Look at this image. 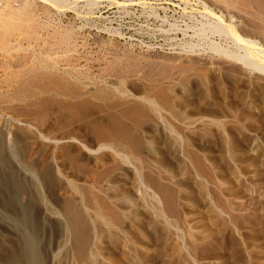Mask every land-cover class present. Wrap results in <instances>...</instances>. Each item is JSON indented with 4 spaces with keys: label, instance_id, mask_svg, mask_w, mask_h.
Instances as JSON below:
<instances>
[{
    "label": "rangeland",
    "instance_id": "rangeland-1",
    "mask_svg": "<svg viewBox=\"0 0 264 264\" xmlns=\"http://www.w3.org/2000/svg\"><path fill=\"white\" fill-rule=\"evenodd\" d=\"M191 1L76 0L93 11L84 18L35 0L22 6L31 17L0 24L2 50L25 36L22 49H0V92L26 75L31 45L48 61L32 96L0 101L13 137L0 264H25L23 210L40 264H264L249 207L264 195V73L181 48L196 38L180 28L201 19ZM203 1L264 43V0Z\"/></svg>",
    "mask_w": 264,
    "mask_h": 264
},
{
    "label": "bare ground",
    "instance_id": "bare-ground-1",
    "mask_svg": "<svg viewBox=\"0 0 264 264\" xmlns=\"http://www.w3.org/2000/svg\"><path fill=\"white\" fill-rule=\"evenodd\" d=\"M30 1L32 2H34L35 0H2L1 2H3V3H1L0 2V24L1 23H4L5 25V27L4 28H8L9 27V25L12 23V19L13 18H15V17H18L19 19H21V15H20V13H22V10H23V7H24V10H25V8L28 10V6H26L25 7V4L24 3H27V5H28V3H30ZM41 1H44V2H46V4H48L49 6H53V7H55L56 9H58V10H60V11H62L61 9H65L66 7H68V5H70L71 7H72V9L73 8H75L76 9V11L75 12H77V16L79 15H81V16H83L84 18L86 17V16H88V15H91L92 14V12L93 11H91L89 8L88 9H86L89 5L91 6V4H89V2H91V0H89V2H87L88 0H85L86 2H87V7L85 8V10H82L81 12H80V10L78 11V9H77V5L74 3L76 0H41ZM109 1V0H108ZM189 1H191V0H184V2L186 3V2H188V3H190ZM193 1H195L196 3H199L200 5H201V10H199L198 8H197V11L199 12L198 14H200V16H201V19H199L198 20V22H197V25H194V26H186L185 28H184V26L182 27L183 29H181L180 28V30H181V33H183V35H185V31L187 30V29H192V31H193V33H192V36L193 37H195L196 38V41L193 43V42H190V41H187L186 42V40L185 41H182L181 42V44H182V47L181 48H183L184 50H187V51H190V52H193V51H195V48L197 47H200V49H202V50H204L205 52H206V54H213V53H216L217 55H219L220 57L222 56V57H225L226 59H228L230 62H237V63H239L240 65H242V67H245V68H247V69H249V70H253V68L254 67H258V69H260L263 73H264V43L262 42V39L261 40H259V38H254V36H252L251 37V35L249 36H247V35H245V33H243L241 30H240V27H238V25L234 22V20L232 19V17L231 18H229L228 16L226 17L224 14H222V13H218V12H216L214 9H213V7H211L210 5H208L205 1H203V0H193ZM193 1H191V2H193ZM38 2H40V1H38ZM38 2H35V3H38ZM44 2H43V4H44ZM92 2H93V0H92ZM97 2V1H96ZM111 2V1H110ZM256 2V1H255ZM23 3V4H22ZM99 3V2H98ZM184 3V4H185ZM31 4V3H30ZM34 4V3H33ZM41 4H42V2H41ZM43 4H42V6H43ZM94 4V3H93ZM118 4V3H117ZM120 4V3H119ZM118 4V5H119ZM194 4V3H193ZM35 5V4H34ZM98 6L97 4H94L93 6ZM116 5V4H115ZM185 5H187V4H185ZM198 5V4H197ZM228 5V4H227ZM23 6V7H22ZM35 6H37V5H35ZM41 6V5H40ZM41 6V7H42ZM45 6V5H44ZM188 6V5H187ZM229 6V5H228ZM231 6V5H230ZM29 7H30V5H29ZM46 7V6H45ZM82 7H84V6H82ZM161 7V6H160ZM191 7V6H190ZM199 7V6H198ZM37 8V7H36ZM36 8H34V9H36ZM47 8H48V6H47ZM194 8V7H193ZM37 9H39V8H37ZM44 11H46L47 12V10H46V8H42ZM41 9V10H42ZM52 9V8H51ZM74 9V10H75ZM185 9V8H184ZM183 9V10H184ZM191 9H192V7H191ZM40 10V9H39ZM50 10V9H49ZM182 10V11H183ZM186 10V9H185ZM185 10H184V12H185ZM195 10H196V8H195ZM195 10H194V12H195ZM218 10V9H217ZM29 11L30 10H28L27 12L29 13ZM38 11V10H37ZM51 11V10H50ZM56 11V10H55ZM95 11V10H94ZM191 11V10H190ZM196 11V12H197ZM32 12H33V10H32ZM49 12V11H48ZM54 12V11H53ZM25 12L23 11V13L22 14H24ZM35 12H33V14H34ZM39 13V12H38ZM41 13V12H40ZM42 13H45V12H43L42 11ZM50 13V12H49ZM48 13V14H49ZM26 14V13H25ZM24 14V16H27V15H30V14H26L25 15ZM46 14V13H45ZM192 14V13H191ZM190 14V15H191ZM197 14V15H198ZM227 14V13H226ZM44 15V14H43ZM38 16H39V14H38ZM104 16V15H103ZM231 16V15H230ZM28 17H31V16H27V18ZM34 17H36L35 16V14H34ZM108 17V16H107ZM37 18V17H36ZM16 19V18H15ZM33 20V19H32ZM47 20V19H46ZM17 22V21H16ZM19 23H21V22H19ZM18 23V24H19ZM185 24V23H184ZM188 25V24H187ZM3 26V25H2ZM11 26V25H10ZM170 26V29H171V25H169ZM172 27L173 28H179L180 26H178V27H176V25L175 24H173L172 25ZM4 28H2V29H4ZM6 28V29H7ZM35 28V27H34ZM259 28V27H258ZM1 29V28H0ZM6 29H4V32H5V30ZM103 29V28H102ZM110 29V28H109ZM264 29V28H263ZM8 30V29H7ZM9 30H10V28H9ZM104 30L106 31V30H108V29H106V28H104ZM111 30V29H110ZM33 31V30H32ZM55 31V30H54ZM53 31V32H54ZM65 31V30H64ZM176 31H178V30H176ZM248 31V30H247ZM1 32H2V30H1ZM0 32V33H1ZM52 32V33H53ZM108 32V31H107ZM112 32V31H111ZM16 33V32H15ZM64 33V32H63ZM113 33V32H112ZM115 33V32H114ZM119 34V32H117L116 31V34ZM252 33V32H251ZM2 34L3 33H1V37H2ZM17 34V33H16ZM21 34V33H20ZM28 34V33H27ZM69 34V33H68ZM187 34V33H186ZM248 34V33H247ZM15 35V34H14ZM190 35V34H189ZM254 35V34H253ZM18 36H19V34H18ZM9 37H10V35H9ZM35 37V38H34ZM34 37H33V35H32V38H34V40H35V42H34V40H32V43L31 44H35L36 43V37L37 36H35L34 35ZM183 37V36H182ZM261 37V36H260ZM23 38H25V36L24 37H17V39H16V42H14V43H10V42H8L7 41V39H6V43H5V45H8L9 46V43L12 45H14V48L15 49H22L23 48V46H22V41L24 40ZM28 38H30V37H28ZM27 38V39H28ZM39 39H40V37H38ZM23 39V40H22ZM9 40V39H8ZM18 40V41H17ZM192 40V39H191ZM38 41V40H37ZM57 41V40H56ZM179 41H181V40H179ZM29 42V41H28ZM53 43V42H52ZM57 43V42H56ZM26 44H28V43H26ZM30 44V45H31ZM38 44V43H37ZM168 44V43H167ZM43 45H44V43H43ZM42 45V46H43ZM175 44H173V46H174ZM8 46H7V48H8ZM36 46L37 45H34V46H30L28 49H30L31 50V56L29 57L30 58V60H29V64H27V65H29V68L27 67V68H25V70L26 69H29L28 71H27V73H26V75L25 74H21V75H24L23 76V78L21 79V77H20V75L18 74V71H17V74L19 75L18 76V78H20V79H17V80H15L16 78L14 77V76H12L13 78L12 79H10L9 77V80L8 81H6L7 83V85L5 84V83H3V84H5V86H7L6 88H5V90L3 91V90H1L2 92H0V101H1V104H2V102H3V104H6L7 105V108L9 107L8 106V102H11V101H21L20 99H24L23 97L24 96H26V94H30L31 92L34 94V92H36L38 89H37V85H38V81H40L39 80V75H40V71H39V66L40 65H42L43 67H44V65H43V58L45 57V56H43L42 57V55L38 52V50L36 49ZM181 46V45H180ZM43 47H45V46H43ZM171 47V46H170ZM7 48H3V50H5V52L6 51H10V50H7ZM13 48V49H14ZM39 48V47H38ZM1 49V48H0ZM12 49V50H13ZM14 49V50H15ZM25 49H27L26 47H25ZM2 50V49H1ZM2 50V51H3ZM20 51V50H19ZM30 53V52H29ZM6 56V55H5ZM17 56H20V57H23V56H21V55H17ZM27 56V55H26ZM26 56H25V58H26ZM53 56V55H52ZM19 57V58H20ZM15 58H17L18 59V57H15ZM49 58V57H48ZM8 59V58H7ZM214 59V58H213ZM223 59V58H222ZM16 60V59H15ZM24 60V58H21L20 60H18L17 61V63H18V65L20 66L21 65V67H23L24 65H22L23 64V62L24 63H27L28 62V60L27 61H23ZM45 60H46V58H45ZM44 60V61H45ZM224 60V59H223ZM6 61H8V60H6ZM6 61H4V62H6ZM13 61V60H12ZM11 61V62H12ZM47 61V60H46ZM10 62V61H9ZM16 62V61H15ZM52 62V61H51ZM222 62V61H221ZM229 62V63H230ZM2 63V62H1ZM13 63V62H12ZM47 63H48V61H47ZM7 64H9V63H7ZM13 64H15V63H13ZM52 64V63H51ZM54 64V63H53ZM48 65V67L50 66H52V68H53V66L54 65ZM3 65V64H2ZM42 66H40V67H42ZM47 66V65H46ZM55 66H56V63H55ZM8 68H10V67H8ZM8 68H6V71L8 70ZM19 68V67H18ZM47 68V67H46ZM244 68V69H245ZM4 69H5V67H4ZM4 69H2L1 68V70L2 71H4ZM41 69V68H40ZM50 69V68H49ZM119 69V68H118ZM255 69V68H254ZM16 70H20V69H16ZM21 70H23V68L21 69ZM25 70H23L24 72H25ZM43 70H44V68H43ZM46 70V69H45ZM53 70V69H52ZM55 70V69H54ZM57 70V69H56ZM73 70V69H72ZM9 71V70H8ZM10 71H14V70H10ZM23 71H21V72H23ZM67 71V70H66ZM65 71V72H66ZM12 72L10 73L9 72V74L8 75H11L12 74ZM20 72V71H19ZM20 72V73H21ZM30 72V73H29ZM78 72H80V71H78ZM77 72V73H78ZM77 73H75V74H77ZM112 73V72H111ZM110 73V74H111ZM28 74V75H27ZM61 74V73H60ZM68 74V73H67ZM71 74H72V72H71ZM74 74V73H73ZM73 74H72V76H73ZM79 75H82V72L81 73H78ZM83 74H84V76H86L85 75V73L83 72ZM124 74V73H123ZM5 75H6V73L4 74V77H5ZM8 75H6V76H8ZM13 75V74H12ZM52 75V74H51ZM120 75V74H119ZM15 76H16V73H15ZM62 76V75H61ZM83 76V75H82ZM82 76H78V77H81L82 78ZM118 76V75H117ZM122 76H124V75H122ZM68 77H69V74H68ZM71 77V76H70ZM73 77H75V76H73ZM71 78V79H74V78ZM77 77V78H78ZM76 78V77H75ZM124 78V77H123ZM3 79V78H2ZM1 80V79H0ZM4 80H7V77H6V79L4 78ZM77 80V79H76ZM122 80V79H121ZM122 84H124L125 82L122 80V81H120ZM85 83V82H84ZM2 83H1V81H0V85H1ZM125 84H127V83H125ZM5 86H2V87H5ZM120 86V85H119ZM139 86V85H138ZM1 87V86H0ZM49 87V86H48ZM114 87V86H113ZM125 87H126V85H125ZM127 88V87H126ZM130 88H131V86H130ZM133 88V87H132ZM118 89V88H117ZM122 90H124V89H122ZM136 90V89H135ZM118 91V90H117ZM121 91V88H120V90H119V92ZM126 90H124L123 92H125ZM39 93H40V91H38ZM122 91H121V93H123ZM148 92V91H147ZM153 92V91H152ZM110 93V92H109ZM33 94H30V96H32ZM108 94V93H107ZM102 95V94H101ZM28 96V95H27ZM29 96V97H30ZM35 96H36V94H35ZM146 96V95H145ZM142 97V96H141ZM26 98V97H25ZM43 98V97H42ZM143 99H144V97H142ZM147 98V97H146ZM147 100L148 99H146V102H147ZM151 100V99H150ZM13 101V102H14ZM118 101V100H117ZM150 102L151 101H149L148 100V104H150ZM152 102H154V101H152ZM8 103V104H7ZM155 103V102H154ZM153 103V104H154ZM143 104V103H142ZM205 104V103H204ZM207 104V103H206ZM209 104V103H208ZM6 105H4V106H6ZM19 105V104H18ZM146 105V104H145ZM152 105V104H151ZM3 105H1V109H0V189H1V187H3L4 188V185H5V181H6V179H4V174H5V171H4V167L5 166H3L2 167V165H4V163H5V161H6V147L8 146V144L9 143H12V142H10L11 140L13 141V137H11L10 135H9V133H10V131H9V133L7 132V127L5 128V126L6 125H4L6 122H4V121H6L9 117L7 116L6 117V115H4L5 113H3V111L2 110H4V109H6L4 106L2 107ZM147 106H149V105H146V107ZM2 108H4V109H2ZM13 108V107H12ZM149 108V107H148ZM153 109V108H152ZM151 109V110H152ZM207 109V108H206ZM209 109H211V110H209L210 112L212 111V109L213 108H209ZM9 110V109H8ZM215 110V109H214ZM15 111V110H14ZM205 111V110H204ZM7 118V119H6ZM4 119H6V120H4ZM14 120V119H13ZM14 121H18L17 119L16 120H14ZM20 122V121H19ZM19 122H18V124H19ZM7 123H8V121H7ZM8 125V124H7ZM7 129V130H6ZM172 131H174V129H172ZM17 136V135H16ZM11 137V138H10ZM16 139V138H15ZM15 139H14V141H15ZM263 171V170H262ZM4 176V177H3ZM8 176V175H7ZM1 179H3V181H1ZM3 185V186H2ZM5 189H6V186H5ZM5 193V192H4ZM247 193V192H246ZM258 200L256 199V201H257V203H259L260 205L262 204V201H261V199H263L264 198V195L262 196V193H259V195H258ZM1 200H3V194L0 192V201ZM264 204V203H263ZM262 204V206H257V205H254V202H250V208L252 207L254 210V212L259 216L258 218L259 219H262V221H260V226H259V229H258V236H260V239L261 238H264V205ZM6 206V205H5ZM249 208V209H250ZM258 208H260V209H258ZM6 212V211H5ZM50 213H53V211H50ZM49 212H48V214L49 215H51ZM13 214V213H12ZM27 214H26V211L25 210H23V211H21V213H20V215L16 218V221L20 224V225H22L23 226V228L25 229V231H26V234H25V241H24V244L22 245L23 247H21L22 248V252L21 253H23L22 255L23 256H21V257H19V256H17V260H20L21 259V261H23L25 264H40L39 263V261L40 260H38L39 259V256H38V253H37V250H36V245H37V232L35 231V230H32V228H34V227H32V225H31V221L29 220V217H27L26 216ZM246 217V216H245ZM255 218V217H254ZM251 222L253 223V221L251 220ZM251 223V224H252ZM255 224H257V223H255ZM255 224H252V225H255ZM258 224V225H259ZM35 229V228H34ZM36 232V233H35ZM24 235V234H23ZM23 238V237H22ZM260 247V246H259ZM253 255V254H252ZM19 257V258H18ZM13 258V257H12ZM16 261V260H15ZM14 263V262H13ZM15 264V263H14ZM21 264V263H20Z\"/></svg>",
    "mask_w": 264,
    "mask_h": 264
}]
</instances>
